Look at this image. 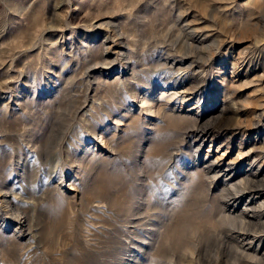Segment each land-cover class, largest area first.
<instances>
[{
    "label": "rangeland",
    "instance_id": "rangeland-1",
    "mask_svg": "<svg viewBox=\"0 0 264 264\" xmlns=\"http://www.w3.org/2000/svg\"><path fill=\"white\" fill-rule=\"evenodd\" d=\"M0 264H264V0H0Z\"/></svg>",
    "mask_w": 264,
    "mask_h": 264
}]
</instances>
